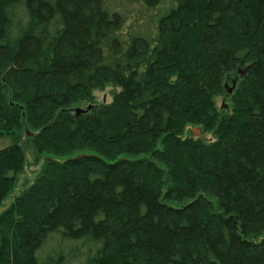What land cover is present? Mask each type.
I'll return each instance as SVG.
<instances>
[{"label":"trees","instance_id":"16d2710c","mask_svg":"<svg viewBox=\"0 0 264 264\" xmlns=\"http://www.w3.org/2000/svg\"><path fill=\"white\" fill-rule=\"evenodd\" d=\"M22 124L48 156L17 194L0 149V264H264V0H0V136Z\"/></svg>","mask_w":264,"mask_h":264},{"label":"rangeland","instance_id":"374dc122","mask_svg":"<svg viewBox=\"0 0 264 264\" xmlns=\"http://www.w3.org/2000/svg\"><path fill=\"white\" fill-rule=\"evenodd\" d=\"M190 40V38H189ZM181 59L183 56H181ZM173 60H176L173 58ZM242 71V70H240ZM241 75V73L239 72ZM235 84V83H234ZM226 86V95L225 96H219L215 99V104L218 110H222L223 114H230V106L229 101L225 100L234 89V85H225ZM230 89V91H228ZM115 90L112 86L107 85L103 89H96L93 92V100L90 101V99H82L79 102L74 104L73 109L75 112L77 110H86L89 105L91 104H99L104 102H110L112 99V92ZM112 121V120H111ZM194 128H197L198 131H195ZM35 134L34 130H31L26 124H22V127H20L19 131H16L15 133H5L1 134L0 136V149L14 144L18 145L22 152H23V166L22 171L19 175H17V182H16V189L15 193L19 194L23 190H25L26 186H28L30 183H32L37 173L40 171V169L43 168L44 160L48 156L45 153H40L39 151H36L35 147L31 143L32 141V135ZM180 138H187L190 137L192 139L199 138L203 140L205 143H212L215 141V136L213 134V130H201L199 126L196 125H187L185 127V130L181 135H179ZM161 148V147H160ZM162 149V148H161ZM209 150V149H208ZM210 151V150H209ZM213 157L214 154L210 153ZM47 155V156H46ZM190 152H186V149H183L182 147H179L177 157L175 159V163L180 165V170H182L183 173H187L190 171L188 169L187 165L190 160ZM53 157V156H52ZM57 159L61 160L62 157L56 156ZM51 158V157H48ZM160 165V164H159ZM54 182H56L57 177L53 178ZM53 179H51L53 181ZM8 199V198H7ZM3 201L0 204V210H4L6 208V205H8L10 198L8 200Z\"/></svg>","mask_w":264,"mask_h":264},{"label":"water","instance_id":"95a60500","mask_svg":"<svg viewBox=\"0 0 264 264\" xmlns=\"http://www.w3.org/2000/svg\"><path fill=\"white\" fill-rule=\"evenodd\" d=\"M239 72H240L241 74L243 73V71H239ZM232 83H233V85H234V83H235V80H233V82H232ZM228 91H230V89H229ZM78 112H80V110H77V111H76V113H78ZM194 130H195V131H198V129H197V128H194Z\"/></svg>","mask_w":264,"mask_h":264}]
</instances>
